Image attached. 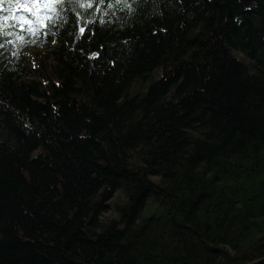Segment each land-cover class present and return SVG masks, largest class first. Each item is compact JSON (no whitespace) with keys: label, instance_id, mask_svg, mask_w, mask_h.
<instances>
[{"label":"trees","instance_id":"obj_1","mask_svg":"<svg viewBox=\"0 0 264 264\" xmlns=\"http://www.w3.org/2000/svg\"><path fill=\"white\" fill-rule=\"evenodd\" d=\"M0 8V264H264V0Z\"/></svg>","mask_w":264,"mask_h":264},{"label":"snow or ice","instance_id":"obj_2","mask_svg":"<svg viewBox=\"0 0 264 264\" xmlns=\"http://www.w3.org/2000/svg\"><path fill=\"white\" fill-rule=\"evenodd\" d=\"M9 3L15 5L16 11H22L24 15L19 17L5 15L4 20L12 19L20 24L21 31H31V34L35 35L37 22H40L44 29H49L55 23L61 12L60 5L64 3V0H9ZM84 6L81 5V7ZM86 6L92 7V4ZM0 11L6 10L0 8ZM84 31L83 28L80 29L81 33ZM20 39L23 40V37Z\"/></svg>","mask_w":264,"mask_h":264},{"label":"rangeland","instance_id":"obj_3","mask_svg":"<svg viewBox=\"0 0 264 264\" xmlns=\"http://www.w3.org/2000/svg\"><path fill=\"white\" fill-rule=\"evenodd\" d=\"M39 53L43 54L42 51L29 48L24 52V63L27 69H36L38 65V61H40ZM239 58H242L243 56L241 54H237ZM49 62V61H48ZM29 78H33V74L30 72L27 74ZM105 218H113L114 215L110 211L104 214Z\"/></svg>","mask_w":264,"mask_h":264}]
</instances>
